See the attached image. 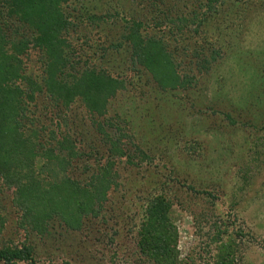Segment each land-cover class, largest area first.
Instances as JSON below:
<instances>
[{
  "label": "rangeland",
  "instance_id": "374dc122",
  "mask_svg": "<svg viewBox=\"0 0 264 264\" xmlns=\"http://www.w3.org/2000/svg\"><path fill=\"white\" fill-rule=\"evenodd\" d=\"M89 4L107 18L86 19ZM62 13L84 17L62 30L75 69L96 66L123 85L98 109L83 89L59 100L60 84L52 91L41 81L46 45L33 40L18 57L39 91L10 102L5 118L19 120L12 135L22 140L41 125L50 140L63 136L77 151L63 176L82 182L101 170L110 181L79 225L53 218L40 232L20 225L13 188L0 179V245L29 246L33 257L0 264H154L139 252L138 228L157 195L171 208L176 264H215L223 243L232 264H264V0H75ZM129 18L168 49L170 67L151 73L132 63Z\"/></svg>",
  "mask_w": 264,
  "mask_h": 264
},
{
  "label": "trees",
  "instance_id": "16d2710c",
  "mask_svg": "<svg viewBox=\"0 0 264 264\" xmlns=\"http://www.w3.org/2000/svg\"><path fill=\"white\" fill-rule=\"evenodd\" d=\"M72 1L75 3V0H0V11L3 7L8 10L5 19L0 17V129L6 126L0 133V179L13 188L14 204L22 213L20 225L29 226L28 231L45 230L47 223L53 218L64 221L67 225H79L81 213L91 205L88 199H99L105 194L110 181L101 170L82 182L70 179L66 174L63 176L68 165L66 158L77 152L73 146H66L65 140L61 139L63 136L60 138L51 135L54 140H50L46 136L49 134H46L48 129L44 125L36 129L34 138L22 140L16 134L12 135L13 129L18 130L15 124L19 120L15 116L10 120L5 118L11 110L10 102L17 106L18 102H24L25 98L32 99L33 94L39 91L40 84L33 81L18 57V53L28 52L33 40H37L36 44L40 47L42 44L46 45L48 55L44 56V60L47 74H43L41 81L47 84L51 80L52 91L54 86L60 84L59 89L62 91L58 96L59 100L64 101L66 91L74 96L79 89H83L92 93L91 96L83 97L86 103L98 109L99 99L105 100L106 94L123 85L121 79L96 66L76 70L70 61V54L66 55L68 45L62 34L64 28L70 24L78 26L84 21V17L90 22L107 18V15H99L94 11L96 4H89L92 5L90 8L84 7L87 12L84 17L81 18L76 13L74 19L67 20L62 7ZM80 5L82 6L81 3ZM78 9L76 8L77 11ZM129 19L128 32L123 35L130 42L132 63L142 64L151 73L170 67L172 61L168 58V49L159 39L141 35L143 28L134 19ZM179 20L188 21V18L183 15ZM174 21L172 18L170 27ZM60 44L65 45V48L61 49ZM115 47L113 45L110 48ZM106 50L108 48L102 46V56ZM173 75L175 76V69ZM172 77L171 75L170 83L178 81V77ZM98 129L103 131L102 126ZM7 134L9 135L6 136ZM65 149L67 153H64ZM111 149L116 152L115 141L111 143ZM59 177L62 181H58ZM144 215L138 228L140 254L154 264H176L177 232L172 222L169 202L161 195L147 198ZM232 250V244L223 243L216 253L215 264H232ZM0 259L8 263L32 260L33 257L29 246L10 248L0 245Z\"/></svg>",
  "mask_w": 264,
  "mask_h": 264
}]
</instances>
